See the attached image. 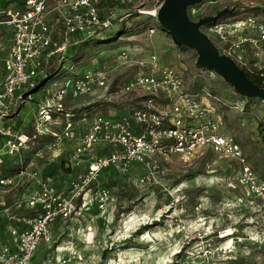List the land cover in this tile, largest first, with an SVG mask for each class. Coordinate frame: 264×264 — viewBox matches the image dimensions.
I'll return each instance as SVG.
<instances>
[{"label": "rangeland", "instance_id": "374dc122", "mask_svg": "<svg viewBox=\"0 0 264 264\" xmlns=\"http://www.w3.org/2000/svg\"><path fill=\"white\" fill-rule=\"evenodd\" d=\"M139 5L143 11L152 12L161 6V1L141 0ZM195 9L198 15L188 11L191 21L223 12L227 18L222 16L219 20L226 24L251 15L264 19V0H202ZM147 17L134 14L128 20H116L114 28L104 31L102 37L77 44L82 49L79 60L73 66L59 68V75L31 95L22 108L0 123V128L11 126L28 135L36 133L37 128L56 131L59 122L46 123L37 114L53 97L45 89L54 92L55 82L62 84L88 69L106 68L111 73L107 91L100 92L99 97H67L65 101L66 110L76 114L75 131L82 134V128L94 115H116L140 101L139 95L125 94L124 87L143 69L141 63L150 64L151 56L157 55L160 62L181 73L186 91H209L218 100L211 105L222 118L223 133L240 142L249 166L264 180V101L244 96L215 71L202 68L196 49L176 45L158 22ZM152 27L156 32L151 35L148 29ZM119 28L124 36L114 38ZM201 32L220 54L231 59L226 53L232 39L229 35L222 39L207 25ZM103 37L107 39L102 43L99 40ZM122 50L130 53L128 64L122 63ZM233 63L248 73L237 62ZM49 66L56 70L55 64ZM260 67L264 69V62L254 71L260 72ZM0 141L6 143L7 138ZM70 145L65 144L64 150ZM36 147L25 149L23 157L17 159L33 154L26 168L44 177L46 171L56 169L58 164L49 157L36 159ZM65 171L56 169L52 182L71 198L68 207H74L73 215L56 222L52 248L43 245L36 264H264V202L250 194L242 182L240 166L216 159L210 150L189 163L173 156L161 160L156 168L134 167L124 176L107 171L98 185L75 201L72 196L78 189L70 187L74 173L72 176ZM24 177H19L22 188L0 189L4 199L12 202L18 193L20 198L25 196L23 190L30 181ZM100 188L108 191V198L98 195Z\"/></svg>", "mask_w": 264, "mask_h": 264}, {"label": "built area", "instance_id": "2783aa9c", "mask_svg": "<svg viewBox=\"0 0 264 264\" xmlns=\"http://www.w3.org/2000/svg\"><path fill=\"white\" fill-rule=\"evenodd\" d=\"M140 1L27 0L18 7L0 10V123L24 106L31 96L25 94L47 77L50 63L57 68L73 66L65 63L72 45L102 37L104 31L114 28L116 20L125 21L134 14L158 22L161 6L151 17L143 11ZM189 9L192 15H198L195 8ZM212 28L222 39L226 35L232 38L226 51L228 57L248 74L260 73L264 77L263 67L258 69L260 72L254 71L264 62V19L251 15ZM148 31L152 35L156 29ZM120 57L122 63L130 62L128 51L122 50ZM149 63H141L144 70H139L124 87L125 94L139 95L140 101L116 115H94L82 128V134L75 131L76 114L66 110L65 101L67 97H99L110 87V71L88 69L62 84L55 82L54 92L47 87L45 91L53 94L52 100L41 106L37 114L46 123L59 122V129L37 128L33 135H16L2 124L0 133L7 141L0 142V158L3 154L17 156L36 146L41 137H51V142L36 147L35 158H53L59 168L60 162L65 161V169H70L72 176L74 173L70 187L78 189L72 196L75 201L98 185L107 171L124 176L134 167L156 168L161 160L173 156L189 163L210 150L216 159L240 166L242 182L254 198L264 202V180L249 166L240 142L222 131V118L211 105L218 100L209 91H186L181 73L164 65L157 55L151 56ZM64 143H74L70 155L64 150ZM21 176L34 186L23 198L19 197L14 212L7 211L13 224L0 236V264H36L43 245L52 248L56 222L71 218L74 211V207H68L71 198L52 182L53 177L45 178L27 168L14 177L0 179V189L15 187V180ZM97 193L102 199L108 198V191L102 188Z\"/></svg>", "mask_w": 264, "mask_h": 264}, {"label": "water", "instance_id": "95a60500", "mask_svg": "<svg viewBox=\"0 0 264 264\" xmlns=\"http://www.w3.org/2000/svg\"><path fill=\"white\" fill-rule=\"evenodd\" d=\"M161 7L158 11V22L171 36L173 42L180 46H189L198 52V64L215 71L222 76L227 83L249 98L259 97L264 101V88L252 83L246 73L239 69L234 61L225 55L210 42L208 37L201 32L203 26L214 23L218 18L226 15V12L216 17H207L198 22L191 21L187 16L188 8L201 3L202 0H160ZM228 13V12H227ZM54 70H50L47 77L39 86L25 94V96L37 93L50 80Z\"/></svg>", "mask_w": 264, "mask_h": 264}, {"label": "trees", "instance_id": "16d2710c", "mask_svg": "<svg viewBox=\"0 0 264 264\" xmlns=\"http://www.w3.org/2000/svg\"><path fill=\"white\" fill-rule=\"evenodd\" d=\"M190 9H192V8H195V5L194 6H191V7H189ZM152 16V15H151ZM229 17H234V16H229ZM148 19L150 18V17H147ZM225 18H227V16H224V17H222V19H225ZM150 19H152V18H150ZM220 18H218V20L217 21H215L214 23H210V24H208L207 26H215V25H217L218 23H221V21L220 20H222V19H220ZM199 20H197V21H195V22H198ZM159 26H160V24H159ZM147 27V26H146ZM145 27V28H146ZM123 30H121L120 28L119 29H117L116 30V33H115V35L113 36L114 38H115V36H119V34H120V36H124L123 35V33L124 32H122ZM166 31V30H165ZM97 39H99V38H97ZM106 39H107V37H106ZM105 39V37H103L101 40H99V41H101L102 43L104 42L103 40H106ZM90 39H87L86 41H83L85 44H87V42L89 41ZM80 43H82V42H80ZM80 43H78V44H80ZM81 54H82V49H80L79 48V46H77V44H75V45H72L71 47H70V51H69V53H68V56H67V58H66V61H65V63L67 64V65H72V63H75V62H77L78 60H79V57L81 56ZM202 67V66H201ZM204 67V66H203ZM202 67V68H203ZM58 69L59 68H57L56 67V70H54V73H53V75H52V77H51V79L53 78V77H55V75L57 74V75H59V73H57L58 72ZM246 76H248V78H249V80L252 82V83H254L255 85H257L258 87H260V88H264V77H262V76H260V73H257V74H248V73H246ZM15 112V111H14ZM13 114V112L10 114V115H12ZM9 115V116H10ZM6 127H10V129H11V131L14 133V134H16V135H18V134H23V133H21L20 131H14L15 129H12V127L11 126H6ZM263 129H264V124H263ZM30 135H33V133L31 132V133H29ZM3 138H7L5 135H3V134H1L0 133V139H3ZM51 140H52V138L51 137H48V136H43V137H41L40 138V140H38V145H40L41 143H42V145H43V142H51ZM1 142V141H0ZM41 145V146H42ZM36 147V146H35ZM37 149V148H36ZM23 153V152H22ZM23 154H19V155H17V156H12V155H2L1 156V163H0V179H2V178H8V177H14V176H16V175H18V174H20L23 170H25V168L27 167V164L30 162V159H32V156L31 155H33V154H31V155H25V157H24V159H22V160H18L17 158H19V157H23L22 156ZM11 156H12V158H13V160H9V159H12L11 158ZM4 159V160H3ZM65 161H61L60 162V167H62L63 168V170H66L65 169ZM58 168L59 167H57L56 169L58 170ZM56 169H54V170H49V171H46L44 174H45V178H48V177H53L54 178V171L56 170ZM65 172H67V173H70V174H72V172H71V170L70 169H68V170H66Z\"/></svg>", "mask_w": 264, "mask_h": 264}, {"label": "crops", "instance_id": "0c3cea01", "mask_svg": "<svg viewBox=\"0 0 264 264\" xmlns=\"http://www.w3.org/2000/svg\"><path fill=\"white\" fill-rule=\"evenodd\" d=\"M27 0H0V10L6 9V8H14V7H18L22 4H24ZM3 75V67L2 64L0 62V76ZM5 125V123H4ZM7 128V127H6ZM69 149H67V153L68 155H70V153L73 151V147L68 146ZM71 149V150H70ZM16 185L15 187H13V190L16 188H22L23 184H20L21 182L19 181V178H17L15 180ZM27 184H25V188H24V193H27L28 191H30L32 189V187L34 186V184L32 182H26ZM4 191L2 193H0V236L5 235L8 231V229L10 228V226L13 224L9 221L8 215H7V211L11 210V211H15L16 209V205H17V201L18 199H20V194L18 193V195H16L14 198V200L12 202H8L6 199H4L3 194ZM61 249V247H60ZM38 258V255H37ZM36 258V261H37ZM35 261V263H36Z\"/></svg>", "mask_w": 264, "mask_h": 264}, {"label": "bare ground", "instance_id": "6f19581e", "mask_svg": "<svg viewBox=\"0 0 264 264\" xmlns=\"http://www.w3.org/2000/svg\"><path fill=\"white\" fill-rule=\"evenodd\" d=\"M148 13V15H153V14H155L153 11L152 12H147Z\"/></svg>", "mask_w": 264, "mask_h": 264}]
</instances>
